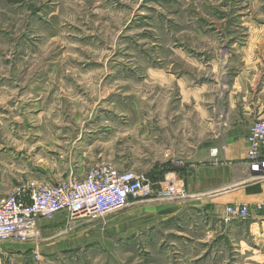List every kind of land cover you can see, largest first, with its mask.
<instances>
[{
  "label": "rangeland",
  "instance_id": "obj_1",
  "mask_svg": "<svg viewBox=\"0 0 264 264\" xmlns=\"http://www.w3.org/2000/svg\"><path fill=\"white\" fill-rule=\"evenodd\" d=\"M246 69L239 92L264 100V0H0V198L101 163L164 192L90 222L42 220L0 264H264L252 214L235 249L198 202L173 218L168 195L173 117L203 107L212 122ZM241 181L255 182L249 167Z\"/></svg>",
  "mask_w": 264,
  "mask_h": 264
},
{
  "label": "crops",
  "instance_id": "obj_2",
  "mask_svg": "<svg viewBox=\"0 0 264 264\" xmlns=\"http://www.w3.org/2000/svg\"><path fill=\"white\" fill-rule=\"evenodd\" d=\"M250 71L253 75L257 73L246 69L235 78L236 84L231 89L227 108H223V102L218 101L219 106L212 122L210 113L203 107L198 109L196 117L189 112L173 117V169L176 168L173 170V180L181 181L189 194L186 199L173 200V218L190 213L193 210L190 206L194 205L193 202H198L204 206L203 213L208 220L206 228L215 233L213 240L217 241L225 238L223 235H228L230 247L235 249L239 245L235 238L239 237L243 224L241 221H223L225 206L229 204L247 205L255 220L250 222L248 233L255 238L258 233L264 237V181H241L242 174L248 167L249 129L255 121L264 118L262 97L259 98L255 91H252V96H247L238 90H248L249 84L255 80L254 76H250ZM260 93L263 95L264 90ZM254 96L256 101H253ZM207 100L206 97L201 98V104ZM215 149L217 152L213 153ZM176 160H183L185 167H176ZM259 205L263 206L262 210H258ZM57 217H62L65 222L67 220L64 215ZM42 220L45 219L39 222ZM201 241L204 242L205 239ZM34 243V240L25 243L10 241L0 247L4 256H10L21 250L18 248ZM220 248H224L223 245ZM258 248V252L262 253V248Z\"/></svg>",
  "mask_w": 264,
  "mask_h": 264
},
{
  "label": "built area",
  "instance_id": "obj_3",
  "mask_svg": "<svg viewBox=\"0 0 264 264\" xmlns=\"http://www.w3.org/2000/svg\"><path fill=\"white\" fill-rule=\"evenodd\" d=\"M247 164L255 182L264 181V118L255 121L247 136ZM216 153L217 150H213ZM157 182L146 173L118 168L110 163L93 166L82 175H72L59 182L28 184L13 195L0 198V245L25 243L37 236L41 219L64 215L68 220L100 219L113 211L129 207L138 199L162 196ZM168 195L173 200L186 199L185 185L173 180ZM259 210L262 205L257 207ZM250 211L244 204L225 206L223 221L247 220ZM3 252L0 247V260ZM39 258V254L35 255Z\"/></svg>",
  "mask_w": 264,
  "mask_h": 264
}]
</instances>
